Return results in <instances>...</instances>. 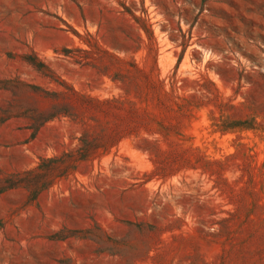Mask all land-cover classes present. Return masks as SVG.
<instances>
[{
	"label": "rangeland",
	"instance_id": "1",
	"mask_svg": "<svg viewBox=\"0 0 264 264\" xmlns=\"http://www.w3.org/2000/svg\"><path fill=\"white\" fill-rule=\"evenodd\" d=\"M0 264H264V0H0Z\"/></svg>",
	"mask_w": 264,
	"mask_h": 264
}]
</instances>
